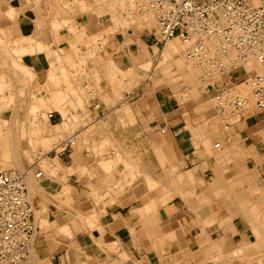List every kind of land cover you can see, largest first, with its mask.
I'll return each mask as SVG.
<instances>
[{
    "label": "crops",
    "instance_id": "crops-1",
    "mask_svg": "<svg viewBox=\"0 0 264 264\" xmlns=\"http://www.w3.org/2000/svg\"><path fill=\"white\" fill-rule=\"evenodd\" d=\"M55 1L50 8L40 10L39 23L32 24L30 30L28 25L21 27L19 36H31L53 48L69 42L66 53L73 45L85 53L87 39L79 40L76 34L84 31L85 38L94 35L92 39L96 34L98 63L105 61L101 51L106 49L108 59L123 73L145 65V54H153V47L138 31L117 29L110 36L105 31L113 24L105 16H97L94 9L75 10L72 0ZM61 2L70 7H63ZM58 18L72 20L74 29L71 24L65 25V37L59 42L53 39L51 44V23ZM97 70L95 94L86 88L89 79L82 74L80 82L73 83L67 101L57 103V109L53 107L47 114L53 127L65 123L72 127L56 144L74 137L75 146L51 153L48 160L54 165L52 173L44 174L38 164L33 171L42 173L38 184L49 195L52 206L49 230L41 233L38 229L32 243L31 255L41 251L34 264H250L254 251L260 257L261 249L252 243L255 222L251 214H260L257 227L264 229V112L251 106L240 113L237 122L225 124L224 120V126L231 128L225 130L223 115L220 119L211 105L203 107L206 98L210 102L232 90L244 74L237 76L233 71L207 85L205 93L198 88L196 99L181 103L168 86L154 90L149 83V87L140 83L129 91H120L118 79L108 82L103 69ZM78 84L81 93L76 89ZM181 89L190 91L191 87ZM75 104L82 105L81 109ZM27 180H31L29 176ZM63 227L67 236L61 231ZM232 251H238L240 257ZM210 254L216 256L215 261Z\"/></svg>",
    "mask_w": 264,
    "mask_h": 264
},
{
    "label": "bare ground",
    "instance_id": "bare-ground-1",
    "mask_svg": "<svg viewBox=\"0 0 264 264\" xmlns=\"http://www.w3.org/2000/svg\"><path fill=\"white\" fill-rule=\"evenodd\" d=\"M72 1L73 2H70V3L73 5V8L75 10H80V11H84L85 12L87 10L94 9L95 12H96V14H97V16L98 15H100L101 17L102 16H108L109 18L113 19L112 20V24H113L112 27H110L109 30L105 31V33H107V34L110 33V32H114L116 30V27H118V26H123V28L130 27V26H135V27L136 26H139L140 28H144V29H146L148 31H149L150 28H152L154 26L156 27L155 14L153 12L154 10L152 8H150L145 3L144 0H72ZM140 1L143 2L141 4V6H136V4L138 2H140ZM12 3H13V6L12 7H9V5L7 6V7H9V8H7V13H6L7 15H5V16H7V19L13 21V20H15L18 11H24V12L26 11V14L27 15H30L32 17L35 15L32 20L30 19L29 21H27L28 29L29 30L31 29V25L33 23L34 24L35 23H39V20H40V17H39L40 16V9L38 8V10H37L35 8L36 6L34 4V0H13ZM138 4H140V3H138ZM61 5L63 7H66V8L70 7V6H68L69 4L68 3H65V2H61ZM63 7H62V9H63ZM77 14H79V13H77ZM72 16H74V15L72 14ZM38 17H39V20H38ZM70 17L71 16H69V18ZM46 18H48V17H46ZM48 21H49V19H48ZM67 24H71V25H69L70 28L71 29H74L72 27V26H74V22L72 20H65V19L64 20H59V18L52 20V23H51L52 30H51V32L49 34L50 37L52 36V43L51 44H53V39L58 40V42H59V39L65 37L64 33H62V31H63L62 29ZM13 26H14V24H13ZM81 30H83V29H81ZM156 30L157 29L155 28V31ZM83 32L80 31L78 34H76L75 37L76 38H79V40L87 39L86 44L89 45V47H87V50L83 51L85 53H82L81 49L74 47V45L70 47V52L69 53H66L67 48L71 45V44L70 45L68 44L69 42L67 43L68 45L67 44H58L56 46V48H53L50 45L48 46V45H44V44H42L40 42L34 41L31 36H27V35L23 36L24 38H21L19 41H17L16 44H14L15 47H13V49H11L12 47H10V51L11 52H8V51H6V50L3 49V46H4L5 41H4L3 38L0 37V55L3 56V57H6L7 56V59L5 61L3 60L1 62L8 64V69H10L12 71V73H15L16 74V75L14 74L15 77H16V80H19L20 83L23 82L24 85L25 84H28L29 88L30 87H33V88L37 89V93L36 94H34L33 92L30 93L31 91L28 94V95H31V96H34L35 97L34 98V102H30V103L28 102L29 105H27L28 106V112L27 113H30L31 116L33 115L32 117H34V119H35V115L34 114L37 113V111L39 113H40V111L41 112H47V111L49 112V110L51 108L55 107V105H57V103L67 101V98L69 96V93L74 88L73 87L71 89L73 83L74 82H78V81L80 82L79 76H81L82 74H84V76H87L88 79H89L86 88L88 90L91 89L94 92L95 89L98 86V80L99 79H98V73H97L98 70H97V68L100 67V66L103 69L102 72H104V76L108 79L107 80L108 82H110V81L113 82L112 79H114V78L118 79L119 82H118V85L117 86L119 87V90L120 91H121V89H123L125 91H129L130 88H132L134 86H138L140 83H144L146 85V87H149L148 86V83H149L150 86L152 87V89H154V90L161 89L163 87H167L168 86L178 96V99H179V101L181 103H184V102H186V101H188L190 99H196V96L198 95L199 89L203 90V92H204L206 90L205 87L207 85L206 83H207V81H208L209 78L210 79H215V77L221 76L220 73H222V72L223 73L224 72H228L230 70V64H231L230 59H227V58H224V57H220V58L216 57L215 50H216V46L217 45H216V40L215 39L208 38V37L207 38H204V37H193V38L190 39V41H187V42H183V41H181L178 38H173V39L168 40L167 42H165L164 45H160L159 47L156 45V47L153 50V52L156 53V58H155L154 61L149 60V61H147V63H145V65H143V66H141L139 68H132V69H129L128 71L125 70L124 73L122 71L119 72L118 70H116L117 68H115V66L112 63V61L108 59V55H107L108 52L106 51V49H104V51H101L103 57L105 58V61L103 62V64H101L102 62L101 63L100 62L98 63V61H99L98 60V57H99L98 52L100 51V49H98V46H96V42H97L96 41V34L94 33L95 34V37L93 39H92V37L94 35H92V37H90V38H85V36H84V33L85 32L84 33ZM31 34H32V32H31ZM156 34H157V32H156ZM76 40H78V39H76ZM83 42H85V41H83ZM55 44H56V42H55ZM72 44H74V43H72ZM196 44H199L202 47V51L198 55H194L193 53H191V50L194 48V47H191V46L192 45L195 46ZM6 45H8V44L6 43ZM84 47H86L85 44H84ZM155 53H153V54H155ZM97 55H98V57H97ZM211 58L213 59L212 62L209 61ZM244 66H245L244 68H245L247 74H249V75L259 74V72L262 71L261 66H259L256 61H249ZM44 69H46L45 74H44V71H45ZM203 75L206 76V77H208V79L206 80V78H201ZM140 78H144V80H142ZM198 78L199 79H203V81H206V82H204V84L201 83L202 86H203V89L202 88H199L198 89V87H199V86H197L198 85L197 80H199ZM212 83H214V82H212ZM180 86L181 87L186 86V88L190 86L191 87V90L190 91H185V90L182 91V89H181ZM26 87H24V88H26ZM78 87H80L79 84L76 86V89L81 93L82 90H80ZM4 88H8L10 90L12 87H11V84H8L5 81V76L4 75H1L0 76V93L3 91ZM232 88H233L232 90H230V91L227 90V92L224 93V95H223L224 98H226V97H230L231 98V97H235V96L240 97L245 102L244 111L247 110L249 107L254 106V101H253V98H252V96L250 94V82L245 81V82L239 83V85H237V86H233ZM146 89H148V88H146ZM27 90H28V87H27ZM78 91L75 92V93H78ZM142 91H143V89H142ZM19 92L21 93L22 90H20ZM41 92L44 93L43 94L44 96H41V94H42ZM95 92H94V94H95ZM130 92H132V91H130ZM39 93H41V94H39ZM83 93H85V92H83ZM88 94L91 95V97H93L92 92L91 93H88ZM76 96H78V95H76ZM95 96H97V95H95ZM7 97L8 98H6V99H4V97H3L2 99H0V101L3 102V103L13 102L14 95H11V93H10V95H8ZM83 97H84V95H83ZM98 97H100V96L98 95ZM122 97H121V99H122ZM212 99H211L210 102H209V100H208V102H206V101L204 103L202 102L204 104L203 107L205 108L207 106L206 103H208L209 105L212 106L213 111L215 112V114L220 119L222 118V115H223V118L224 119L221 120L222 122L220 121L222 123L223 128H225V126H224V120L226 122L225 124H228L230 122L234 123V122H237L238 121V117H239L240 114H233V113H229V112H225V111L222 113V115L219 114L218 111H217V109H216V105H217L218 102H217V100L215 98H212ZM146 100H147V98H146ZM78 101H79V103H82V99L81 98ZM108 103H109V100H108ZM24 104H25V102H24ZM26 104H27V102H26ZM78 104L77 105L75 104L76 105L75 107L81 109V106L82 105L80 107H77ZM83 104H85V103H83ZM105 104H107V102ZM87 105H88V103H87ZM2 106H3V104H2ZM27 106H25V107H27ZM68 106H69V104H68ZM70 106H73V105L71 104ZM110 106H112V105H110ZM203 107H201V108L203 109ZM69 108H71V107H69ZM74 111L76 112L75 109H74ZM63 112H64V110H63ZM64 113L66 114V112H64ZM64 113H63V116H65ZM204 113H206V112H204ZM71 114H70V116H71ZM40 115L42 116V114H40ZM23 118H26V117H23ZM19 119L20 118H18V120ZM34 119H32V120H34ZM47 119H48V116H47ZM73 119H75V118L73 117ZM25 121H27V119ZM67 121H69V120H67ZM73 121H75V120H73ZM257 122H259V121H257ZM204 123H205V121H204ZM240 123H242V122H240ZM68 125L69 124H66L65 123V124H62L60 126H58V125L55 126V127H52L51 126L52 128H49L48 127L49 125L48 126L45 125L46 128H42V127H40L39 123H37L34 120L32 122H28V123H25V124H20V126H18V129L16 130V132H14V134H13L12 132H10L8 130H5V131L2 130V127H7L8 124H7V122H6L5 119H0V172L6 170L7 171L6 173L9 174V175H12V174H14L16 172H22L21 170L20 171L17 170V167L23 169V166L25 168V162H31L32 160L36 159L37 160V163H38V165L40 167V170L44 174H46V171L52 173L54 171L53 170V167H52L53 164H51V162L45 157L44 154H37V155H35V149H36V147L38 145V146H41L43 148L42 151L48 153L50 151V149L47 147V146H49V144H51L55 140H57L58 137H62L63 134L69 133L68 132L70 130L69 127H71V126L68 127ZM227 129H231V128L230 127L229 128L228 127L225 128V130H227ZM48 131H49V133L47 134L48 135L47 137L38 138V136H37L38 134H40V133H47ZM70 131H72V130H70ZM23 141L26 142L27 148L26 147H23V144H22ZM62 142H61L62 144H60V146L62 148L60 146H58V145L55 148L56 149L57 148L64 149L65 148L64 144L66 146H68L69 148L70 147L72 148L73 146H75V144H74L75 143L74 137H69L67 139H64ZM202 142H203V140H202ZM68 143H70V144H68ZM192 144H194V143H192ZM204 144H206V143H204ZM216 146H218V145H216ZM100 147H103V146H100ZM18 151L22 152V155L24 157V160H22V158H20V156L18 155ZM205 151H207V150L205 149ZM113 152H115V151H113ZM116 153L117 152H115L114 155ZM244 154H245V152H244ZM218 156L220 157L221 155L219 154ZM76 157H75V159H76ZM221 157H224L223 154H222ZM219 159H221V158H219ZM219 159H215V160H218L219 161ZM74 161H76V160H74ZM120 162H122V161H120ZM226 164H228V162ZM30 168L32 169V167L30 166V167H28V170H30ZM79 169H81V168H79ZM82 169H83V167H82ZM133 169H135V168H133ZM172 169L175 171V169L173 167H172ZM173 170H171V171H173ZM56 172H58V170ZM79 172H81V171H79ZM37 174H39V177L36 178L35 177V174H34L33 178H35V179L40 178V176H41L42 173H37ZM187 175H190V174H187ZM59 178H60V176H59ZM63 178L62 179H58V180H63ZM186 178L189 179V176H187ZM56 179L57 178L55 177V181H56ZM64 179L66 180V178H64ZM145 179H146V177H144V180ZM186 181H188V180H186ZM196 181H197V179H196ZM180 182H181V180H180ZM220 182H222V181L220 180ZM59 183H60V181H59ZM26 184H27V188H28V192H29V199H30L31 207H32V210H33L35 227L39 224V226L46 227V229L48 230L50 228L49 218L51 217V214H52L51 213L52 206H51L50 203L46 202L45 197L42 195L43 192L41 190V186L38 184L37 181L32 180V179L30 181L27 180L26 181ZM146 184H149V183L147 182ZM250 185H249V187H250ZM239 186H241V185H239ZM247 187H248V185H247ZM140 192H141V190H140ZM191 194L192 193H190V195ZM167 195H166V197H167ZM180 196H182V195H180ZM67 198H69V197L67 196ZM164 198H165V196H164ZM248 198H250V197H248ZM69 199H72V198H69ZM99 200H100V198H99ZM206 201L207 200L204 199V202H206ZM215 201H216V199H215ZM217 202H219V201H217ZM263 202H264V200H263ZM103 203H101V204H103ZM210 203H212V202H210ZM239 203H241V201L238 202V204ZM247 203H248V201H247ZM251 206L254 207L253 204ZM215 209H217V208H215ZM209 210H210V208H209ZM238 214H240V213H238ZM251 215H253L252 216L253 218H251V219H253V221L255 222L254 225H253V229H252L253 232L251 231L252 234L255 237V240L252 243H253L254 247L256 246L257 249H261V252H260V255L261 256L259 258H256L255 261H256L257 264H264V243H263L264 239H262V238H264V229H259L257 227L258 226L257 223H258V221L260 219H262V217L256 211H253ZM258 217H261V218H258ZM94 219H96V218H94ZM94 219H93V221H94ZM90 221H91V219H90ZM93 221H91V222H93ZM149 221L152 222L153 220L151 219ZM201 221H203V220H201ZM204 221H206V218H204ZM65 223H67V222H65ZM93 223H95V222H93ZM153 223H154V221H153ZM225 224H226V222H225ZM151 225L154 226V224H151ZM208 225H209V223H208ZM250 226H251V224H250ZM55 228H57V227H55ZM203 228H204V226H203ZM157 229H158V227H157ZM61 231L64 232L65 235H66L67 228L63 227L61 229ZM80 233H81V231H80ZM35 237H37V236H35ZM35 237H34V239H35ZM158 241H159V239H158ZM213 245H215V244H213ZM251 246H252V244H251ZM217 247L218 246H216L215 248H217ZM236 249H238V248H236ZM31 250H32V248H31ZM208 251H210V250H208ZM232 252H233V254H236L237 256L240 255V253L238 251L235 252V253H234V251H232ZM36 254H37V256L34 254V251H33V254L31 255V252H30V262H31V264H34L35 257L37 258V257H39L41 255V251L40 252H36ZM202 254H205V251H204V253L202 252ZM217 254H218L217 256H220V252L217 253ZM210 255L213 256V254H210ZM222 255H223V253H222ZM206 256H207V254H206ZM213 259L215 261L216 260V256ZM210 260L213 262L212 259H210Z\"/></svg>",
    "mask_w": 264,
    "mask_h": 264
},
{
    "label": "built area",
    "instance_id": "built-area-1",
    "mask_svg": "<svg viewBox=\"0 0 264 264\" xmlns=\"http://www.w3.org/2000/svg\"><path fill=\"white\" fill-rule=\"evenodd\" d=\"M144 1L154 10L156 44L164 45L173 38L183 42L193 37L215 39L216 57L231 61L230 70L220 73L221 76L242 70L250 82L255 108L264 112V0ZM191 47L194 55L202 51L199 44ZM249 61H256L262 71L247 74L244 65ZM223 95L215 97L219 114L244 111L243 99ZM28 175L29 170L12 175L0 172V264H31L30 252L37 229L26 184Z\"/></svg>",
    "mask_w": 264,
    "mask_h": 264
},
{
    "label": "rangeland",
    "instance_id": "rangeland-1",
    "mask_svg": "<svg viewBox=\"0 0 264 264\" xmlns=\"http://www.w3.org/2000/svg\"><path fill=\"white\" fill-rule=\"evenodd\" d=\"M8 1V2H7ZM12 1L13 0H0V37L1 38H3L4 39V41H5V43H4V46H3V49L4 50H6V51H8V52H11L10 51V47H12L11 49H13V47H15V45L14 44H16V42L17 41H19L21 38H22V36L23 35H21V36H19L20 35V31H19V29L21 28V27H24L25 25H28L27 24V21H29L30 19L32 20L33 19V17L35 16H30V15H27L26 14V11L24 12V11H18L17 12V16H16V18H15V20H9V19H7V16H5V15H7L6 13H7V8H9V7H12L13 6V3H12ZM57 1H55V0H34V4H35V8L38 10V8L41 10V9H46V8H50V6H51V4H53L54 5V3H56ZM138 3H140V4H138ZM137 4H136V6H141V4L143 3V2H138ZM6 4V5H5ZM9 5V7H7ZM17 7V6H16ZM5 11V12H4ZM40 13H41V11H40ZM106 18H108L109 20V22L111 21L112 22V20L113 19H111V18H109L108 16H105ZM8 20V21H7ZM38 20H39V17H38ZM18 21V22H17ZM13 24H14V26H13ZM34 24V23H33ZM19 25V26H18ZM18 26V27H17ZM16 28V29H15ZM122 28V29H121ZM155 26L154 27H152V28H150L149 29V31L148 30H146V29H144V28H140L139 26H130V27H125V28H123V26H118V27H116V30L115 31H117V29H121L122 30V32H125V31H130V30H132V31H138L137 33L139 34V35H141V36H144V39L145 40H147V43H149L150 44V46H152L153 47V50H154V48L156 47V45L159 47L160 46V44H156V40H155V37H154V34L156 33V31H155ZM124 29V30H123ZM155 32V33H154ZM111 34H114V32H110V34L109 35H111ZM2 35V36H1ZM4 35V36H3ZM12 37V38H11ZM34 39H35V37H34ZM36 40V39H35ZM6 43L8 44V45H6ZM12 43V44H11ZM9 47V48H8ZM2 49V50H3ZM153 53H155V52H153ZM145 56L148 58V61L149 60H151V61H154L155 60V58H156V53L155 54H150V55H148L147 53L145 54ZM150 58V59H149ZM7 59V56L6 57H3V56H1L0 55V76L1 75H4L5 76V81L8 83V84H11V89L9 90L8 88H4L3 89V91L0 93V99H2L3 97H4V99H6V98H8L7 96L8 95H10V93H11V95H14V98H13V102H9V103H3V102H1L0 101V119H5L6 120V122H7V124H8V126L7 127H2V130L3 131H5V130H8V131H10V132H12L13 134H14V132H16V130L18 129V126H20V124H25V123H28V122H32V121H36L37 123H39V125H40V127H42V128H46V126H48L49 128H52L53 126H52V124H50L49 123V121H48V119H47V116L49 115L48 113V111L47 112H41L40 111V113L37 111V113H35L34 115H35V119H34V117H32L31 116V114L30 113H27L28 112V106L27 105H29V103L30 102H34V96H31V95H28L29 94V92L30 93H34V94H36V92H37V89H35V88H33V87H30L29 88V86H28V84H25L24 85V83L22 82V83H20L19 82V80H16V77H15V73H12V71L10 70V69H8V64L7 63H2L1 61H5ZM110 60V59H109ZM7 67V68H6ZM101 67V66H100ZM46 68V67H45ZM99 68V67H98ZM6 69V70H5ZM45 71H44V74H45V72H46V69H44ZM98 72V71H97ZM4 73V74H3ZM15 74V75H14ZM234 74L235 75H237V76H241L242 74H244L243 73V71L242 70H240V69H238V70H236V71H234ZM202 75V74H201ZM243 76V75H242ZM224 78L223 76H218V77H215V79H208V77H206V76H202L201 78H206V80L208 79V81H207V85H210V84H213L212 82H216V80H219L220 78ZM199 79V78H198ZM243 79L245 80V81H247L246 79H247V77H242V81L241 82H239V83H242V82H244L243 81ZM212 80V81H211ZM197 82H198V85L197 86H199L198 88H202L203 89V86H202V84H204V82H206V81H203V79H199V80H197ZM210 82V83H209ZM202 83V84H201ZM239 83L237 84V85H239ZM207 85H206V87H207ZM237 85H235V86H237ZM28 87V90H27V87ZM182 86V85H181ZM180 86V87H181ZM202 86V87H201ZM24 87H26V88H24ZM184 87V86H183ZM186 87V86H185ZM205 87V88H206ZM24 89V90H23ZM14 90V91H13ZM20 90H22V92L20 93L19 91ZM191 90V89H190ZM201 90V89H200ZM202 91V90H201ZM204 92H206V90L204 91ZM42 93V92H41ZM41 93H39V94H41ZM202 93H203V91H202ZM21 94V95H20ZM38 94V95H39ZM44 94V93H43ZM217 96V95H216ZM249 96V95H248ZM211 97V96H210ZM15 99V100H14ZM17 99V100H16ZM208 99L209 98H206L205 100H204V102L206 101V102H208ZM28 100V101H27ZM18 102V103H17ZM24 102H25V104H24ZM26 102H27V104H26ZM29 102V103H28ZM2 104H3V106H2ZM207 105H209L208 103H206ZM6 107H5V106ZM12 108H11V107ZM25 106H27V107H25ZM15 107V108H14ZM19 110V111H18ZM12 112V113H11ZM37 114V115H36ZM39 114V115H38ZM40 114H42V116L40 115ZM48 114V115H47ZM46 116V117H45ZM23 117H26V118H23ZM42 117V118H41ZM18 118H20L19 120H18ZM27 119V121H25ZM29 119V120H28ZM32 119H34V120H32ZM18 121V122H17ZM23 122V123H22ZM49 123V124H48ZM44 124V125H43ZM46 125V126H45ZM52 126V127H51ZM12 130V131H11ZM49 133V131L47 132V133H40V134H38L37 136H38V138H44V137H47L48 134ZM60 137H58L57 138V140L59 139ZM57 140H55L53 143H51V144H49V146H47L49 149H50V151L48 152V153H46V152H44V151H42V147L41 146H38L37 145V147H36V149H35V155H37V154H44L45 155V157L48 159V157H50V155H51V153L53 152V151H57V152H60L62 149V147L60 146V145H58V146H60L61 148H55V147H57V144H56V141ZM23 147H26L27 148V144H26V142L25 141H23ZM64 150H65V148H64ZM18 155L20 156V158H22V160H24V157H23V155H22V152H20V151H18ZM34 159V158H33ZM36 164H38L37 163V160L36 159H34V160H32L31 162H25V168H24V166H23V169L22 168H19V167H17V170H21V171H26V170H28V167H32V169L30 168V170H29V178L30 179H32V180H35V181H39V180H37V179H35V178H33V171H34V169H35V167H36ZM19 168V169H18ZM3 173H6L7 171L6 170H4V171H2ZM49 172H47L46 171V174H48ZM41 190H42V192H43V189H42V187H41ZM42 195L45 197V199H46V202H48L49 203V195H47L46 193H42ZM52 220V219H51ZM50 220V221H51ZM37 224V223H36ZM48 228V227H47ZM36 229L38 230V229H40L41 231V233L43 232V231H47V229H46V227H41V226H39V224L36 226ZM49 230V229H48ZM39 231V230H38ZM255 252V256H252L253 258H251L250 257V261H249V263L250 264H257L256 263V261H255V259L256 258H259L258 257V254H257V251H254Z\"/></svg>",
    "mask_w": 264,
    "mask_h": 264
}]
</instances>
